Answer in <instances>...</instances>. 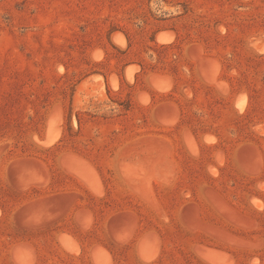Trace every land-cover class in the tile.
Listing matches in <instances>:
<instances>
[{"label":"rangeland","instance_id":"obj_1","mask_svg":"<svg viewBox=\"0 0 264 264\" xmlns=\"http://www.w3.org/2000/svg\"><path fill=\"white\" fill-rule=\"evenodd\" d=\"M184 147L264 167V0H0V264H233Z\"/></svg>","mask_w":264,"mask_h":264},{"label":"crops","instance_id":"obj_2","mask_svg":"<svg viewBox=\"0 0 264 264\" xmlns=\"http://www.w3.org/2000/svg\"><path fill=\"white\" fill-rule=\"evenodd\" d=\"M199 140L201 142V139H196V142L198 143ZM210 141L205 142L207 148H209V155L213 149ZM213 141L225 143L224 134L215 135ZM233 141H237L232 147L234 151H223L225 158L223 163L228 162V159L230 161V154H235L241 145L240 143L245 140L241 135ZM184 150L187 155L185 156L187 162L185 167H178V165L173 168L165 165L159 166L156 173L158 172L157 174L163 177L164 183L166 180L173 178L174 180L171 181H174V183L188 185L191 192L190 202L192 200L196 202V199L199 198L204 204L213 206L216 211L215 215L212 212L209 215L194 214L195 219L199 218L198 220L206 223L207 233L205 237L209 239V252L211 253L214 250L220 254H232L234 256L233 261H231L233 264H245L246 262L247 264H251V262L253 264H264V167L254 166L245 170L241 168L242 166L236 167L234 165L232 167L228 164L220 167L216 166V175L221 178L223 176L229 182L230 180L234 181L237 190L232 191L229 187H226L224 181L215 180V177L209 171L199 168L197 162L193 160V153L190 151L189 154L185 147ZM93 169L92 171L95 174H97L96 170H99L98 173H100L101 168L94 167ZM199 174H205L206 176L203 178ZM67 177L77 179L79 182L78 192L84 196L86 192L84 188H80L81 182L85 183V177H82V173L78 171V176L68 174ZM160 179L158 185L162 182ZM258 180L260 182L257 183ZM203 184H206V192L204 191L205 186H202ZM220 186L222 187L219 189ZM212 187L218 189V191L214 190L215 193L210 192L215 200H210L209 197V189H212ZM69 190L71 189L69 188ZM252 200L255 202H252ZM80 203L78 201V204ZM233 247H236L234 253L232 252Z\"/></svg>","mask_w":264,"mask_h":264},{"label":"bare ground","instance_id":"obj_3","mask_svg":"<svg viewBox=\"0 0 264 264\" xmlns=\"http://www.w3.org/2000/svg\"><path fill=\"white\" fill-rule=\"evenodd\" d=\"M254 43V42H253Z\"/></svg>","mask_w":264,"mask_h":264}]
</instances>
